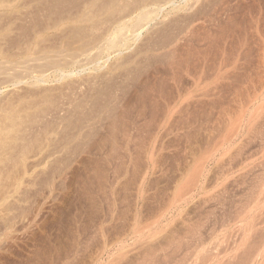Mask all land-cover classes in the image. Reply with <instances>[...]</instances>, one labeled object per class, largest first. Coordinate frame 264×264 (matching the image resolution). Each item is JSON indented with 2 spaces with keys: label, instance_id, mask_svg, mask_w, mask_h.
<instances>
[{
  "label": "rangeland",
  "instance_id": "374dc122",
  "mask_svg": "<svg viewBox=\"0 0 264 264\" xmlns=\"http://www.w3.org/2000/svg\"><path fill=\"white\" fill-rule=\"evenodd\" d=\"M263 49L264 0H0V264H264Z\"/></svg>",
  "mask_w": 264,
  "mask_h": 264
},
{
  "label": "bare ground",
  "instance_id": "6f19581e",
  "mask_svg": "<svg viewBox=\"0 0 264 264\" xmlns=\"http://www.w3.org/2000/svg\"><path fill=\"white\" fill-rule=\"evenodd\" d=\"M262 48H263V47H262ZM260 50H262V49H260ZM263 50H264V49H263ZM261 52H262V51H261ZM263 52H264V51H263ZM263 52H262V54H263ZM259 53H260V52H259ZM259 53H258V55H259ZM260 54H261V53H260ZM262 54H261V55H262ZM174 56H175V55H174ZM259 57H260V56H258V58H259ZM261 59H262V58H261ZM261 59H260V60H261ZM257 60H258V59H257ZM262 60H263V59H262ZM258 62H259V61H258ZM260 64H261V63H260ZM263 101H264V100H263ZM261 102H262V100H261ZM261 102H260V105H261ZM142 107H143V106H142ZM260 107H261V106H260ZM261 109H262V108H261ZM257 110H258V109H257ZM260 111H261V110H260ZM263 113H264V112H263ZM257 115H258V114H257ZM259 117H260V116H259ZM261 117H262V116H261ZM263 117H264V115H263ZM151 121H152V120H151ZM263 121H264V120H263ZM151 123H152V122H151ZM149 125H150V124H149ZM263 131H264V130H263ZM187 136L189 137L188 134H187ZM261 140H262V139H261ZM141 143H142V142H141ZM262 144H263V143H262ZM263 145H264V144H263ZM140 151H141V150H140ZM145 152H146V151H145ZM136 154H137V153H136ZM139 154H140V153H139ZM145 154H146V153H145ZM151 154H152V153H151ZM191 154H193V152H191ZM195 154H196V153H195ZM137 155H138V154H137ZM141 155H142V154H141ZM143 155H144V154H143ZM151 157H152V155L150 156V158H151ZM191 157H192V156H191ZM201 158H202V157H201ZM205 158H206V157H205ZM141 159H142V158H141ZM184 162H187V161H184ZM180 163H181V162H180ZM187 163H188V162H187ZM187 163H186V164H187ZM184 164H185V163H184ZM186 164H185V166H184V165H183V162H182V165L184 166L183 168L186 167ZM201 164H203V163L201 162ZM135 166H136V165H135ZM187 166H188V165H187ZM201 166H202V165H201ZM181 167H182V166H181ZM139 168H140V167H139ZM147 168H148V167H147ZM188 168H189V167H188ZM197 168H198V167H197ZM134 169H135V168H134ZM181 169H182V168H181ZM184 170H185V169H184ZM194 171H195V170H194ZM194 171H193V173L195 174L196 172H194ZM97 172H98V171H97ZM134 172H136V170H134ZM181 172H182V174H183V173H185L186 171L181 170ZM160 173H161V172H160ZM193 173L190 174V175H193ZM134 174H135V173H133V177H134ZM145 174H146V173H145ZM182 174H180V176H181ZM186 174H187V172H186ZM136 175H137V174H136ZM190 175H187V176H189V178L187 177V180L189 179L188 182H191V181H192V180H191L192 177H190ZM196 175H199V173H197ZM101 176H102V175H101V173H100V174H99V177H101ZM180 176H179V177H180ZM133 177H131V178L133 179ZM183 177H185V176H183ZM180 178L182 179V176H181ZM99 179H100V178H99ZM181 179H178V181L181 180ZM195 179H196V178H195ZM182 180H183V181H182ZM182 180H181L182 182H186V181H184V179H182ZM181 181H180V182H181ZM128 182H130V181H128ZM188 182H186L187 185H188ZM193 183H194V182H193ZM183 184H184V183H183ZM183 184H180V185H183ZM178 185H179V184H178ZM184 185H185V184H184ZM189 185H190V183H189ZM185 186H186V185H185ZM183 187H184V186H183ZM183 187H182V188H183ZM186 188H187V186H186ZM261 190H262V191L264 190V180L261 182ZM180 193H181V192H180ZM263 194H264V193H263ZM262 200H263V199H262ZM150 226H151V225H150ZM152 226H153V225H152ZM149 228H150V227H149ZM153 228H154V227H153ZM150 229H151V228H150ZM152 230H153V229H151V231L148 230V232L150 231V234H151ZM259 230H260V229H259ZM261 230H262V229H261ZM257 231H258V230H257ZM257 231H256V232H257ZM152 233H153V232H152ZM262 233H263V232H262ZM262 233H261V234L259 233V234L262 235ZM138 234H139V233H138ZM148 234H149V233H148ZM140 235H141V233H140ZM146 236L148 237V235H146ZM147 237H146V238H147ZM152 237H153V235H152ZM257 237H258V236H257ZM163 239H164V238H163ZM241 241H242V240H241ZM151 243H152V242H151ZM241 243H242V242H241ZM145 244H148V243L145 242ZM145 244H144V245H145ZM152 244H153V243H152ZM152 244H151V245H152ZM260 244H261V243H260ZM148 245H150V242H149ZM158 245H159V244H158ZM240 245H241V244H240ZM245 245H246V244H245ZM253 245H254V244H253ZM263 245H264V244H263ZM155 246H156V244H155ZM261 246H262V245H261ZM147 247H148V251H149V249L152 248L151 246H147ZM147 247H146V248H147ZM158 247H159V246H158ZM158 247H157V250L159 249ZM161 247L163 248L164 246H163V245H160V250H159L158 252H156L157 250H154L153 252H155V254H156V253L158 254V253L162 250ZM240 247H241V246H240ZM240 247H239V248H240ZM249 247H250V246H249ZM257 247H258V246H257ZM144 248H145V247H144ZM155 248H156V247H155ZM155 248H154V249H155ZM253 248H254V247H253ZM253 248H252V249H253ZM262 248H263V247H262ZM236 249H237V248H236ZM252 249H251V250H252ZM260 249H261V248H260ZM164 250H165V248H164ZM164 250H162V251H164ZM249 250H250V249H249ZM234 251H236V250H234ZM241 251H242V250H241ZM151 252H152V250H151ZM153 252H152V255H151V261H154V262H152V263H157L156 260H152V259H154V257H155V256L153 255ZM244 252H247V250L245 249ZM248 252H249V251H248ZM262 252H264V250H263ZM262 252H261V254H262ZM146 253H147V252H146ZM148 253H150V252H148ZM234 253H235V252H234ZM234 253H233V255L230 256V257L226 256V257H228L226 260H217V259H216V260H213V261H212V264H243V263H244V260L246 259V257H243L244 254H242V253H240V254H239V253H235V254H234ZM253 253H254V252H253ZM256 253H257V251H256ZM259 253H260V252H258L257 254H259ZM143 254H145V253H143ZM157 254H156V255H157ZM263 254H264V253H263ZM148 255H149V254H148ZM148 255H147V256H148ZM246 255H247V254H246ZM248 255H249V254H248ZM147 256H146V257H147ZM158 256H160V255L158 254ZM163 256H164V255H163ZM261 256H262V255H261ZM263 256H264V255H263ZM144 257H145V256H144ZM152 257H153V258H152ZM156 257H157V256H156ZM242 257H243V258H242ZM253 257H254V256H253ZM148 258H149V259H148ZM214 258H215V257H214ZM247 258H248V257H247ZM144 259H145V258H144ZM156 259H157V258H156ZM173 259H174V258H173ZM146 260H147V262H149V261H150V256L147 257ZM161 260H162V259H161ZM246 260H247V259H246ZM144 261H145V260H144ZM151 261H150V262H151ZM207 261H208V260H207ZM253 261H254V260H253ZM257 261H258V260H257ZM257 261H256V263H257ZM145 262H146V261H145ZM150 262H149L148 264H150ZM251 263H252V261H251ZM251 263H250V264H251ZM141 264H142V263H141ZM144 264H146V263H144ZM244 264H245V263H244ZM253 264H255V263L253 262Z\"/></svg>",
  "mask_w": 264,
  "mask_h": 264
}]
</instances>
